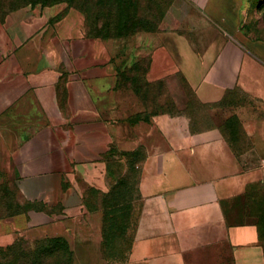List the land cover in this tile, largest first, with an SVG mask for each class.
Wrapping results in <instances>:
<instances>
[{"label": "crops", "instance_id": "0c3cea01", "mask_svg": "<svg viewBox=\"0 0 264 264\" xmlns=\"http://www.w3.org/2000/svg\"><path fill=\"white\" fill-rule=\"evenodd\" d=\"M181 2L184 30L87 37L63 22L57 61L31 19L3 30L0 247L62 237L71 264H264V39L245 32L251 0ZM121 177L135 186L117 259L102 199Z\"/></svg>", "mask_w": 264, "mask_h": 264}, {"label": "rangeland", "instance_id": "374dc122", "mask_svg": "<svg viewBox=\"0 0 264 264\" xmlns=\"http://www.w3.org/2000/svg\"><path fill=\"white\" fill-rule=\"evenodd\" d=\"M16 0H0V40L3 36V30H13L17 24H25L31 19V24L34 25V33L39 31L42 27L43 34L46 36V57L51 61H57L61 54L57 53V46L55 44H48L55 40L61 31V24L75 21L80 23L82 32L87 37L91 34H98L100 36L113 37L117 34H136L140 30H165V29H181L184 30L190 24V19H194V11H190L185 7L181 0H59L57 2H34L26 3L23 6L11 5ZM20 1V0H19ZM252 9L249 14L246 34L252 38L264 39V0H251ZM37 14L38 16H36ZM70 22V23H73ZM26 26L18 27L20 33L25 32ZM72 29V28H71ZM70 48V46H69ZM69 50V49H68ZM172 84L166 86L167 92L170 94L168 100H177L172 94ZM184 95L187 107L194 114L202 113V108L191 97V93L181 84L177 85ZM176 90V89H175ZM234 125L232 130H237ZM132 191L135 186L134 179H132ZM255 194L259 196L258 203L261 205L258 208L259 220L262 221L261 229L264 232V186L261 183L255 184ZM134 198V195H133ZM245 202L233 203L235 211L240 214L248 213ZM137 209L132 208V225L136 216ZM128 213L126 212V217ZM124 234H120V239L110 240L116 243V248L111 250L108 258L117 257V259L125 257L129 248V241L127 236L129 231L127 229ZM133 227V226H132ZM132 233V230H131ZM118 234V233H116ZM131 235V234H130ZM28 244L26 248L41 247L37 243L22 242ZM55 244V243H54ZM51 245V243L49 244ZM25 246V245H23ZM39 250L46 247L43 246ZM0 249V264H11V262H18L19 257L12 253L11 248L2 247ZM18 250V249H15ZM55 263V261H52Z\"/></svg>", "mask_w": 264, "mask_h": 264}, {"label": "trees", "instance_id": "16d2710c", "mask_svg": "<svg viewBox=\"0 0 264 264\" xmlns=\"http://www.w3.org/2000/svg\"><path fill=\"white\" fill-rule=\"evenodd\" d=\"M57 2L59 0H16L11 5V8L17 6H23L24 4L30 2ZM129 34H117L113 37H123ZM90 37H103L108 38L109 36H100L98 34H91ZM128 179L121 177L116 184H114L109 192L103 197L102 204L104 207V224H103V251L104 254L109 256L111 250L115 249L117 245L116 243L110 242V240L120 239V234H124L127 229L131 225L128 223V216L126 217V212L128 213V209H124L122 204L124 203L125 195L127 194L124 192L127 191L128 186L132 188V184L128 185L126 183ZM261 206V205H260ZM124 218L126 219V223H124ZM259 218V217H258ZM259 222V219L257 220ZM260 224V223H259ZM262 224V223H261ZM118 233V234H116ZM51 243V245H49ZM55 243V244H54ZM37 244L41 245V247L46 246L42 249H38L39 247H29L26 248L28 244H23L22 242H15L7 247L11 248L13 254L18 255L19 260L18 262L11 264H71L72 262V251L70 250L66 240L62 237H54L49 238ZM25 245V246H23ZM40 247V248H41ZM0 249H3L0 247ZM18 249V250H15ZM55 261V263H52Z\"/></svg>", "mask_w": 264, "mask_h": 264}]
</instances>
